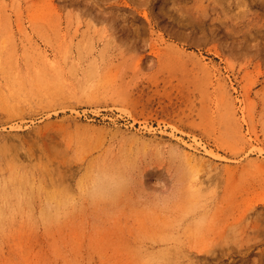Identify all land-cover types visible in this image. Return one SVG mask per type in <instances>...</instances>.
<instances>
[{
  "label": "rangeland",
  "instance_id": "obj_1",
  "mask_svg": "<svg viewBox=\"0 0 264 264\" xmlns=\"http://www.w3.org/2000/svg\"><path fill=\"white\" fill-rule=\"evenodd\" d=\"M0 264H264V0H0Z\"/></svg>",
  "mask_w": 264,
  "mask_h": 264
},
{
  "label": "bare ground",
  "instance_id": "obj_2",
  "mask_svg": "<svg viewBox=\"0 0 264 264\" xmlns=\"http://www.w3.org/2000/svg\"><path fill=\"white\" fill-rule=\"evenodd\" d=\"M208 155L214 157V155L211 152H208Z\"/></svg>",
  "mask_w": 264,
  "mask_h": 264
}]
</instances>
